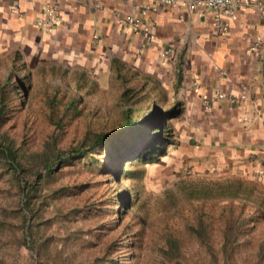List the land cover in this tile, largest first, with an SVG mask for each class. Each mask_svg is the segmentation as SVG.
<instances>
[{"label":"rangeland","instance_id":"1","mask_svg":"<svg viewBox=\"0 0 264 264\" xmlns=\"http://www.w3.org/2000/svg\"><path fill=\"white\" fill-rule=\"evenodd\" d=\"M53 62L0 56V88L7 83L10 92L0 120V264H264V170L244 176L242 185L212 183L182 165L171 144L153 163L119 159L113 149L118 173L90 157L46 176L44 157L113 126L123 108L131 107L133 118L145 116L149 103L166 109L149 86L123 85L135 90L128 103L120 93L79 87L70 65ZM172 121L166 125L174 143ZM4 147L19 166H11Z\"/></svg>","mask_w":264,"mask_h":264},{"label":"crops","instance_id":"2","mask_svg":"<svg viewBox=\"0 0 264 264\" xmlns=\"http://www.w3.org/2000/svg\"><path fill=\"white\" fill-rule=\"evenodd\" d=\"M244 1L220 17L222 32L211 10L181 3L0 0V56L68 64L94 93L149 86L164 110L178 108L168 119L181 164L242 185L264 170V0ZM51 11L44 30L38 19Z\"/></svg>","mask_w":264,"mask_h":264},{"label":"trees","instance_id":"3","mask_svg":"<svg viewBox=\"0 0 264 264\" xmlns=\"http://www.w3.org/2000/svg\"><path fill=\"white\" fill-rule=\"evenodd\" d=\"M6 87L7 83L0 88V120L1 109L4 106L5 97H8L10 94ZM135 96V90L131 87L124 88L120 93V99L128 103ZM68 106L75 110V104H73V101L70 100ZM148 107L149 108L146 109L144 113L142 112L145 116L143 115L142 117L139 116L137 118H133L129 115L131 107H128V109L123 108L120 118L113 126L93 132L88 131L76 145L54 152L49 155L48 158L44 157V163L42 165L44 174L46 176L52 174L58 168L65 166V163L70 160L78 158L87 159L90 157L94 161H98L101 168H106V170L118 173L122 167H119V164L117 163L111 165L113 162L111 160L113 149H115L114 151H117L115 156L119 157V159L122 156H127L133 160H143L144 163L156 162L165 154V148L168 145L173 144L169 137L170 129L166 125V119L176 116L178 108L176 105H173L168 110H162L154 103H149ZM120 147L122 148V151H120ZM3 149L5 158L9 160L10 164L13 163L11 166L13 168L19 166V163L16 161V155H14V150L9 147H4ZM37 174L38 172L36 175ZM27 185L28 188L24 191L23 206L29 213L31 209L29 199L31 193L34 192L35 189H33L32 182ZM250 216L251 215H248L245 220H249ZM242 219H244V217ZM231 222L234 223L235 221L231 220ZM196 234L201 237L203 236V232L200 228H196ZM229 242L230 241L226 238L221 247L222 251L224 250L225 253L226 248L230 247H227V245H230Z\"/></svg>","mask_w":264,"mask_h":264},{"label":"built area","instance_id":"4","mask_svg":"<svg viewBox=\"0 0 264 264\" xmlns=\"http://www.w3.org/2000/svg\"><path fill=\"white\" fill-rule=\"evenodd\" d=\"M155 2L162 5L181 3L186 6L189 11L196 8H208L214 13L215 23L220 27L222 32L226 31V27L224 24H221L220 17H232L234 12L241 8L240 6H246V1L244 0H155ZM55 14L56 13L54 11H51L50 13L46 14V19L40 18L38 19L37 23L45 30L47 27V22L53 21V19H55ZM126 19L128 22L131 21V19Z\"/></svg>","mask_w":264,"mask_h":264}]
</instances>
